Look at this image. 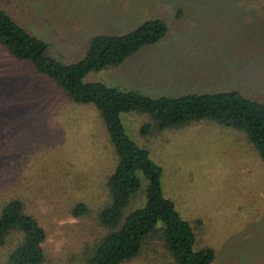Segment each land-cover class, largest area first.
I'll return each mask as SVG.
<instances>
[{"label":"rangeland","instance_id":"rangeland-1","mask_svg":"<svg viewBox=\"0 0 264 264\" xmlns=\"http://www.w3.org/2000/svg\"><path fill=\"white\" fill-rule=\"evenodd\" d=\"M0 7L63 64L79 60L94 34L161 18L167 32L159 42L84 80L153 98L234 89L264 103V0H0ZM120 119L161 166L164 196L181 218L202 221L196 247L214 249L212 264H264V161L245 134L200 120L143 136L145 114ZM115 164L98 109L73 104L0 45V210L17 198L38 219L46 231L43 264H78L85 246L106 233L96 214L110 201L106 181ZM144 201L142 186L123 218ZM76 202L89 213L74 217ZM19 239L8 236L0 264ZM123 264L175 262L155 234Z\"/></svg>","mask_w":264,"mask_h":264},{"label":"trees","instance_id":"trees-1","mask_svg":"<svg viewBox=\"0 0 264 264\" xmlns=\"http://www.w3.org/2000/svg\"><path fill=\"white\" fill-rule=\"evenodd\" d=\"M166 32V22L152 17L122 34L97 33L90 37L79 60L63 64L49 55L44 40L0 7V45L12 58L29 62L35 73L45 76L73 104L95 106L116 156L115 167L106 181L110 201L96 214V222L107 231L85 246L78 264H123L139 255L146 240L155 234L163 240L175 264H212L216 256L210 246L196 247L202 221L182 219L174 203L164 196L161 166L146 147L128 136L121 113L147 116L140 127L143 136L200 120L239 130L264 161V103L237 90L153 98L84 80L87 73L116 67L127 57L156 44ZM142 186L144 205L123 218V209ZM89 210L84 202H76L70 212L74 217H83ZM11 233H19L20 239L9 252L6 264L44 263L42 243L46 231L17 198L0 210V247Z\"/></svg>","mask_w":264,"mask_h":264}]
</instances>
